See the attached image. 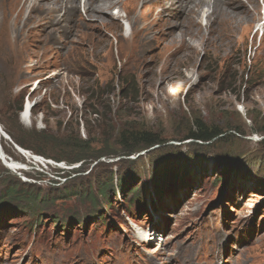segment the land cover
<instances>
[{
    "label": "rangeland",
    "instance_id": "374dc122",
    "mask_svg": "<svg viewBox=\"0 0 264 264\" xmlns=\"http://www.w3.org/2000/svg\"><path fill=\"white\" fill-rule=\"evenodd\" d=\"M123 8L112 12L126 17L125 39L135 23ZM49 29L1 38V119L45 132L56 155L79 139L114 142L120 124L163 144L69 166L26 154L0 128V264H264V30L233 52L188 42L193 59L159 87L150 70L157 59L160 73L171 45L115 40L95 52L46 42ZM194 120L225 136L186 139Z\"/></svg>",
    "mask_w": 264,
    "mask_h": 264
},
{
    "label": "bare ground",
    "instance_id": "6f19581e",
    "mask_svg": "<svg viewBox=\"0 0 264 264\" xmlns=\"http://www.w3.org/2000/svg\"><path fill=\"white\" fill-rule=\"evenodd\" d=\"M81 3V0H0V42L1 38L4 42H29L35 31L45 32L48 27L46 42H90L95 52L107 49L115 40L140 42L138 47L145 52L171 45L160 73L157 59L150 70L161 87L172 81L169 72L180 61L193 59L192 54L184 58L185 51L193 50L188 42H201L204 49L211 46L220 53L233 52L236 42H245L250 36L255 41L264 30L256 25L264 23L259 0H85L84 16L78 14ZM120 6L135 23L134 34L125 39L120 23L126 17L122 16L123 11L119 16L112 12H117ZM256 26L260 28L257 33ZM30 105L28 100L20 114L24 123L31 120ZM143 235L138 236L144 238Z\"/></svg>",
    "mask_w": 264,
    "mask_h": 264
},
{
    "label": "trees",
    "instance_id": "16d2710c",
    "mask_svg": "<svg viewBox=\"0 0 264 264\" xmlns=\"http://www.w3.org/2000/svg\"><path fill=\"white\" fill-rule=\"evenodd\" d=\"M20 110L21 105L17 111ZM0 128L7 134L11 141L26 154H31L29 152L31 151L33 153L31 155L35 154L46 158H52L56 162H65L69 166L77 163H80V165L92 163L99 159L129 157L143 149H151L163 144V140H161L156 133L131 129L127 127L126 124H120V129L116 136H114V139H112L114 142H112L111 139L95 142L96 144H99V147L94 149L95 147H93L92 142L79 139L76 144L73 143L72 146L69 147L74 151L72 154L69 156L67 154L56 155L49 151L51 146L54 145V142L50 137L46 136L45 132H36L34 130H24L23 133L17 132L16 128L7 125L1 117ZM223 136H225V134H223L221 130H218L217 128L208 129L197 120H194L192 123V131L189 132L186 139L190 141H198L202 144H208L214 140L222 139ZM262 142L264 146V141H261L260 144H262ZM113 145L117 147H114ZM112 148H118L119 151H113ZM10 192L15 193L13 191ZM17 193L18 192H16V194Z\"/></svg>",
    "mask_w": 264,
    "mask_h": 264
},
{
    "label": "built area",
    "instance_id": "2783aa9c",
    "mask_svg": "<svg viewBox=\"0 0 264 264\" xmlns=\"http://www.w3.org/2000/svg\"><path fill=\"white\" fill-rule=\"evenodd\" d=\"M258 141V140H257Z\"/></svg>",
    "mask_w": 264,
    "mask_h": 264
}]
</instances>
